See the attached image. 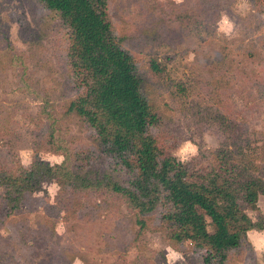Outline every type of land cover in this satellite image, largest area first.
Wrapping results in <instances>:
<instances>
[{
    "label": "rangeland",
    "instance_id": "obj_1",
    "mask_svg": "<svg viewBox=\"0 0 264 264\" xmlns=\"http://www.w3.org/2000/svg\"><path fill=\"white\" fill-rule=\"evenodd\" d=\"M194 2L184 7V0H109L115 31L164 119L160 130L173 136L164 144L182 163L219 146L211 117L223 113L225 100L210 84L218 78L215 66L230 63L234 73L226 78L240 80L248 53L264 57V0H227L217 12L214 34L204 40L193 25L186 29L175 18ZM63 40L56 18L35 0H0V172L28 169L34 157L61 163L52 137L69 152H87L86 170L115 178L92 132L67 110L74 91L66 78ZM150 61L160 74L149 70ZM262 66L255 69L264 71ZM227 103L233 114L243 110L250 145L264 146V102L248 109L234 98ZM40 189L6 216L0 189V264H187L184 252L173 250L154 228L153 218L140 229L134 212L111 194L83 188L70 194L52 180ZM263 203L258 197V209ZM246 214L254 219V212ZM247 234L250 247L230 252L226 264H264V233Z\"/></svg>",
    "mask_w": 264,
    "mask_h": 264
},
{
    "label": "trees",
    "instance_id": "obj_2",
    "mask_svg": "<svg viewBox=\"0 0 264 264\" xmlns=\"http://www.w3.org/2000/svg\"><path fill=\"white\" fill-rule=\"evenodd\" d=\"M188 1L184 0V7ZM194 1L175 18L186 29L193 25L198 39L204 40L214 34L217 12L227 0ZM35 2L56 18L64 35L63 63L74 91L67 110L92 132L115 178L86 170L87 152H69L63 141L51 137L53 152L63 157L61 163L50 165L34 157L28 169L0 172L5 216L52 180L70 194L82 188L111 194L134 212L140 229L153 218L154 228L173 250L184 252L187 264H226L230 252L250 247L247 233L264 231V203L262 210L257 207L258 197L264 199V146L250 145L243 110L233 114L227 102L239 100L244 109L255 101L264 102V71L255 69L263 68L264 57L252 59L248 53L247 63L239 68L240 80L226 78L234 73L230 63L215 66L218 78L210 84L222 91L226 101L220 103L223 113L211 117L219 146L182 163L164 144L173 136L160 130L164 119L146 95L144 79L124 48L123 37L115 31L109 0ZM149 70L162 72L154 61L149 62ZM175 88L183 92L181 85ZM246 211L254 212L253 220Z\"/></svg>",
    "mask_w": 264,
    "mask_h": 264
},
{
    "label": "crops",
    "instance_id": "obj_3",
    "mask_svg": "<svg viewBox=\"0 0 264 264\" xmlns=\"http://www.w3.org/2000/svg\"><path fill=\"white\" fill-rule=\"evenodd\" d=\"M253 232H255V231H253ZM264 233V231H261V232H255V234H263ZM247 238H248V234H247Z\"/></svg>",
    "mask_w": 264,
    "mask_h": 264
},
{
    "label": "clouds",
    "instance_id": "obj_4",
    "mask_svg": "<svg viewBox=\"0 0 264 264\" xmlns=\"http://www.w3.org/2000/svg\"><path fill=\"white\" fill-rule=\"evenodd\" d=\"M76 264H80V262H79V261H77V262H76Z\"/></svg>",
    "mask_w": 264,
    "mask_h": 264
}]
</instances>
